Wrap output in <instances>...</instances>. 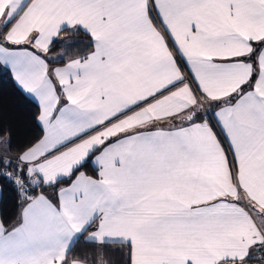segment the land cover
<instances>
[{
  "label": "snow or ice",
  "instance_id": "6c2138e0",
  "mask_svg": "<svg viewBox=\"0 0 264 264\" xmlns=\"http://www.w3.org/2000/svg\"><path fill=\"white\" fill-rule=\"evenodd\" d=\"M0 69V264H264V0H0Z\"/></svg>",
  "mask_w": 264,
  "mask_h": 264
},
{
  "label": "trees",
  "instance_id": "16d2710c",
  "mask_svg": "<svg viewBox=\"0 0 264 264\" xmlns=\"http://www.w3.org/2000/svg\"><path fill=\"white\" fill-rule=\"evenodd\" d=\"M59 45L54 50L59 52ZM0 91L4 93L3 108L0 111L3 123L11 125L14 148L17 142L27 141L31 136L38 134L35 125L29 118L28 113L36 111L35 104L26 94L22 95L15 88L11 75L8 71L0 69ZM13 155L16 153L13 152ZM87 174L96 176L97 173L92 168L87 170ZM4 189V204L14 215L15 194L7 184H0Z\"/></svg>",
  "mask_w": 264,
  "mask_h": 264
},
{
  "label": "crops",
  "instance_id": "0c3cea01",
  "mask_svg": "<svg viewBox=\"0 0 264 264\" xmlns=\"http://www.w3.org/2000/svg\"><path fill=\"white\" fill-rule=\"evenodd\" d=\"M29 98H31L30 96H28ZM32 99V98H31ZM93 177H95V176H93ZM47 191L49 192V193H51L52 192V189H47Z\"/></svg>",
  "mask_w": 264,
  "mask_h": 264
},
{
  "label": "built area",
  "instance_id": "2783aa9c",
  "mask_svg": "<svg viewBox=\"0 0 264 264\" xmlns=\"http://www.w3.org/2000/svg\"><path fill=\"white\" fill-rule=\"evenodd\" d=\"M37 191H39V190H37Z\"/></svg>",
  "mask_w": 264,
  "mask_h": 264
}]
</instances>
